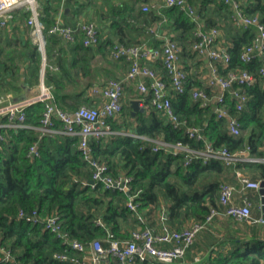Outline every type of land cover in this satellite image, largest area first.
Segmentation results:
<instances>
[{"label":"trees","instance_id":"obj_1","mask_svg":"<svg viewBox=\"0 0 264 264\" xmlns=\"http://www.w3.org/2000/svg\"><path fill=\"white\" fill-rule=\"evenodd\" d=\"M145 1L38 0L45 37L44 53L31 36L27 21L31 11L25 7L16 9L15 17L0 38V96L11 94L20 98L26 89L38 85L46 62L44 82L52 88L57 106L75 110L84 104H96L99 101L96 94L89 92L91 87L101 79L120 78V69L130 67L126 59H109L115 42L134 45L147 41L159 46L162 41L150 30L155 25L161 26L181 45L183 56H192L191 45L197 38L196 23L178 7L144 11ZM187 1L197 9L207 28L220 30V38L224 39L232 56L227 67L220 66L221 72L246 68L258 74L263 56L249 63L240 60V53L253 40L256 28L236 27L232 21V6L224 0ZM245 1L242 0L244 11L259 15L264 22V0H253L248 5ZM58 15L73 27L80 21H94L99 42L85 45L81 31H76L73 39L52 32ZM151 63L164 71L160 60ZM166 79L168 81V77ZM194 86L211 92L210 87L201 82H190V77L184 93L171 90L173 108L179 119L186 120L187 126L202 127L205 139L215 145H226L232 151L249 146L252 155L264 157V87L260 82L243 87L249 100L241 111L236 110L235 99L228 96L226 100L229 110L241 121L238 136L230 134L226 119L218 118L211 106L203 107L200 101L193 99ZM126 95L121 113L110 119L118 132L92 137L90 144L93 156L108 163L110 174L132 177L129 192L106 188L101 181L94 185L90 182L93 167L81 153L79 136L61 131L63 124L58 118L55 122L58 131L43 133L37 129L44 102L27 107V127L4 129L5 138L0 146V242L16 259L25 264H74L57 259L54 254L64 250L77 254L46 229L42 221L33 223L20 217V210L27 213L37 210L43 219L58 216L62 230L88 246L96 238L105 240L109 233L129 239L133 230L153 228L159 221L182 230L196 221H204L212 206L223 207L219 201L220 183L215 180L225 169L222 162H194L185 166L182 156L153 149L154 140L158 138L168 142L183 141L194 147L205 146V141L190 138L186 126H175L165 112L152 106L150 95L141 94L147 107L133 115L131 100L142 96L128 83ZM130 128L138 136L121 132ZM32 144H37L39 149V155L34 157L28 155ZM250 166L257 168L259 176L264 178L263 162H252ZM135 194L138 208L132 210L128 201ZM98 219L103 224H99ZM240 223L244 229L238 226L223 237L213 238L210 244L216 248L212 247L207 264H264V238L258 235L254 224L246 220ZM206 229L208 227L198 235ZM248 234L249 239L244 236ZM192 246H196L195 242L189 248ZM113 264L120 263L113 258ZM126 264L161 262L156 258H135Z\"/></svg>","mask_w":264,"mask_h":264},{"label":"built area","instance_id":"obj_2","mask_svg":"<svg viewBox=\"0 0 264 264\" xmlns=\"http://www.w3.org/2000/svg\"><path fill=\"white\" fill-rule=\"evenodd\" d=\"M224 2L232 6V21L236 27L253 26L257 30L253 40L242 49L240 60L249 63L257 56L264 58V22L261 17L257 14H247L243 9L242 0H224ZM38 6V0H0V38L4 29L11 24L15 17L14 11L25 7L31 11L27 21L31 27L32 39L38 43L44 53L45 37L43 24L39 19ZM164 6L180 8L196 23L197 38L192 43L191 50L192 53L206 58L209 62L207 87H210L211 92L205 88L194 87L192 90L193 99L200 101L203 107L211 106L218 118L226 119L230 134L238 136L241 133V121L236 113L229 110L226 100L228 96L235 99L237 111L244 108L249 100V95L243 87L255 84L259 79L264 81V60L258 74L246 68L231 69L222 73L220 66L227 67L232 56L224 45V39L220 38L219 28H207L197 9L187 0H146L143 2L142 9L144 11L160 10ZM150 30L162 41L159 46H152L147 41L134 45L115 42L111 49V57L128 60L130 67L124 77L110 78L106 82L92 87V93L99 94L102 98L98 104H84L75 110L60 108L55 103L52 88L44 82L43 70L38 90L35 92L20 98H14L11 94L0 96V146L5 138L4 129L27 127V107L36 102H44L45 109L37 129L43 133L58 131L55 128L56 118H58L63 124L61 131L79 136L81 153L93 167L91 179L94 182L92 184L101 181L106 188H119L129 192L132 177L126 174L116 176L110 174L108 163L93 156L90 139L118 132L110 119L116 118L122 111L127 83L136 81L138 91L151 96L153 107L165 112L175 126H186L190 138L205 141V146L194 147L183 141L168 142L158 138L154 140V150L162 149L166 153L182 156L185 166L194 162L207 164L212 161H220L227 166L242 162L264 163V157L252 155L249 146L239 151H232L226 145H215L205 139L202 127L187 126L186 120L179 119L173 108L171 90L184 93L189 80V71L182 59V47L176 40L168 36L161 26L155 25ZM51 31L66 39H73L74 33L81 31L84 33L85 45H95L100 39L98 26L94 21H80L76 27H73L65 24L61 15L55 19ZM157 60L162 62L164 71L157 69L151 63ZM166 77H168V81ZM121 132L138 136L137 133L129 129H124ZM28 155L31 157L39 155L37 144L30 146ZM237 175L242 182L243 203L234 201L235 185L223 181L219 186V201L223 209L212 206L204 221H196L182 230L173 229L163 223L160 230L151 227L135 229L129 239H121L113 233H109L105 240L96 238L87 246L69 232L63 231L56 215L43 219L40 218L37 210H33L31 213L20 210L19 216L33 223L42 221L45 228L60 237L68 248L77 251V254H70L66 250L56 252L54 257L63 261L74 264H113V258H115L120 264H126L135 258L141 260L156 258L161 264H182L181 260L185 257L188 248L195 242L198 234L207 228L217 216L226 215L238 221H255L252 217V202L246 192L251 189L260 190L262 179H252L240 170L237 171ZM137 194L131 196L128 201V206L132 210L138 208V203L134 201ZM139 218L145 221L142 215H139ZM261 221H264V218ZM97 222L103 224L101 219H98ZM104 241L108 245H105ZM0 264L25 263L16 259L15 255L0 242Z\"/></svg>","mask_w":264,"mask_h":264},{"label":"crops","instance_id":"obj_3","mask_svg":"<svg viewBox=\"0 0 264 264\" xmlns=\"http://www.w3.org/2000/svg\"><path fill=\"white\" fill-rule=\"evenodd\" d=\"M121 0H115L116 3H119ZM250 2L253 3V0L249 1L246 0L244 2L245 5H248ZM92 8V7H90ZM94 9L91 10V13L93 14ZM62 17V16H61ZM63 18V17H62ZM109 59H111L112 61V57L109 56ZM182 59L183 62L185 64V67L188 68L189 71V77H190V82H201L203 84V86H207V78L209 75V71H210V66H209V62L206 58H201L199 56H197L195 53H193L192 56H183L182 55ZM114 62V60H113ZM46 64V62H44ZM45 67V65H44ZM43 67V68H44ZM127 70L124 69H120V73H121V77H124L125 74L127 73ZM120 77V78H121ZM107 80L105 79H101L98 83L96 84H101L106 82ZM258 82H260V84L264 87V81L263 80H259ZM130 84H132L135 89L138 92V89L136 88V81L131 82ZM39 85V84H38ZM38 85L28 88L25 90V92L22 94L21 97L31 94L33 92H35L36 90H38ZM93 87V86H92ZM92 87L89 90V92L91 93V95L94 93H92ZM196 87V86H194ZM193 87V88H194ZM142 93H140L141 95ZM144 95V94H143ZM96 100H98L99 102L101 101V96L99 94H96ZM126 91H125V96H124V102L126 100ZM142 96V95H141ZM134 99H140V104L141 107L146 108L147 105H145V101H144V96H142V98H134ZM98 102V103H99ZM96 103V104H98ZM131 130V128H130ZM133 131V130H131ZM134 132V131H133ZM250 163L252 162H242L236 165H232V166H227L225 165V169L224 171L217 177H215V180L218 181L220 184L223 181H228L230 183H232L233 185H235L236 187V192H235V198L234 201L237 203H243V199H244V194H243V190L242 188V182L239 179L238 175H237V171L240 170L242 171L244 174L248 175L249 177H251L252 179H263L259 176V170L253 166H250ZM249 200H251L252 202V217L253 219H255V221L252 220H248L246 222H248L249 224H254V228L256 230V232H259L258 235L264 238V221H261L264 215V211H263V195L260 192V190H248L246 192ZM221 209H223V207H221ZM165 213V211H164ZM227 218V220H232L233 224H220L218 223V221L221 218ZM245 221V220H244ZM241 224V221L235 220L232 217L226 216V215H220L217 216L214 221L209 224L207 227L208 229H206V232H202L201 235H198L196 240H195V245L196 246H192L191 248H189L185 254V257L181 260L182 264H207V261L209 259V254L212 252L211 249L216 248V246H211L212 244H210V242L213 241V238L215 236H220L223 237L224 233H226L228 230L233 231L234 229H236L238 226L241 227L242 229H244L245 227L241 224H236V223ZM164 223V221H159L156 225L152 226L153 228H155L156 230H160L161 225ZM247 232H249V230L247 229ZM247 236L246 238L249 239L251 238V235H244Z\"/></svg>","mask_w":264,"mask_h":264},{"label":"water","instance_id":"obj_4","mask_svg":"<svg viewBox=\"0 0 264 264\" xmlns=\"http://www.w3.org/2000/svg\"><path fill=\"white\" fill-rule=\"evenodd\" d=\"M45 65V63H44ZM44 70L45 68H43V78H44ZM140 99H132L131 100V113L133 115H136V113L141 110V111H144L145 108L144 107H141V104H140ZM91 183H93L94 181L91 179L90 180ZM260 192L263 194V203H264V178L261 180V188H260ZM263 211H264V205H263ZM165 215L167 214L166 212L164 213ZM264 217V215H263Z\"/></svg>","mask_w":264,"mask_h":264},{"label":"rangeland","instance_id":"obj_5","mask_svg":"<svg viewBox=\"0 0 264 264\" xmlns=\"http://www.w3.org/2000/svg\"><path fill=\"white\" fill-rule=\"evenodd\" d=\"M229 222H230V224H233V221L232 220H227V218L225 219L224 217L223 218H221L219 221H218V223H220V224H229Z\"/></svg>","mask_w":264,"mask_h":264}]
</instances>
